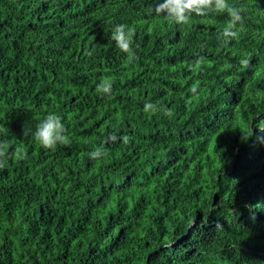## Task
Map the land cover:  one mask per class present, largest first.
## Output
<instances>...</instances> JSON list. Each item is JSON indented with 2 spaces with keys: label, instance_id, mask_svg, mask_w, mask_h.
<instances>
[{
  "label": "trees",
  "instance_id": "1",
  "mask_svg": "<svg viewBox=\"0 0 264 264\" xmlns=\"http://www.w3.org/2000/svg\"><path fill=\"white\" fill-rule=\"evenodd\" d=\"M230 2L225 44L227 12L0 0V264H264V0ZM53 112L66 142L22 134Z\"/></svg>",
  "mask_w": 264,
  "mask_h": 264
},
{
  "label": "clouds",
  "instance_id": "2",
  "mask_svg": "<svg viewBox=\"0 0 264 264\" xmlns=\"http://www.w3.org/2000/svg\"><path fill=\"white\" fill-rule=\"evenodd\" d=\"M154 12L161 15L164 19L176 24H188L193 18V14L206 15L210 12H227L229 16L228 23L222 29V42L227 44L233 38H236V31L239 25L244 21V10L231 3L230 0H154ZM135 29L127 27L124 24H116L111 29V40L115 46L124 53L135 55V45L133 42V33ZM242 63L247 64V61ZM102 95H111L112 84L104 81L99 85ZM195 92V89H193ZM144 111L158 112L162 111L167 115V109L161 105H155L151 102L144 105ZM67 129L63 117L58 113H49L44 119L38 122L34 129H25L22 134H31L43 147L52 148L58 143L67 141ZM106 154L103 146H97L90 152L91 159L102 158ZM6 153L3 147H0V167L4 166V157Z\"/></svg>",
  "mask_w": 264,
  "mask_h": 264
}]
</instances>
